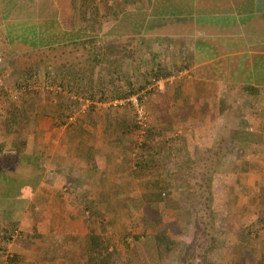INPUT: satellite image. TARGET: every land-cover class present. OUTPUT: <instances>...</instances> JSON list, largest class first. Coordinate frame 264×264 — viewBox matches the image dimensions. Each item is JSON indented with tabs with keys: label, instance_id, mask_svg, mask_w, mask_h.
<instances>
[{
	"label": "rangeland",
	"instance_id": "1",
	"mask_svg": "<svg viewBox=\"0 0 264 264\" xmlns=\"http://www.w3.org/2000/svg\"><path fill=\"white\" fill-rule=\"evenodd\" d=\"M4 4L0 1V7ZM21 5L32 6L37 14L46 17L56 14L63 29L81 36L76 41L54 46L29 45L21 38L8 40L4 22L1 24L0 19V143H4L7 150L14 148L18 152H25L23 158L18 153L13 156L9 154L10 157L7 156L4 162L6 166L15 168L18 172H14L19 177L29 176L39 169L36 173L38 186L34 190L38 187L39 200L34 210L39 214L47 212L48 216V213L60 215L59 227H73L83 233L82 237L69 240L72 243H83L84 236L91 232L107 241L116 238V242L124 246L125 257H129L126 249L128 240L136 244L140 259L147 258L144 250L149 259L157 257L154 235L159 232L171 231L183 248L191 244L196 248L202 244L205 246V238L210 236V231L207 232L209 221L206 223V220L196 217L197 211L200 213L206 208L204 202H198L202 198V187L195 176V167L203 160L190 165L188 158L191 156L186 154L183 156L186 162L182 166L172 155H159L157 151L159 141H164L158 131L161 130L159 115H163L164 111L158 108L157 101L165 98L173 101L180 99V96L173 89L172 82L167 93L164 92L165 87L157 83L159 73L155 70L157 65L163 63L160 75L174 70L173 49L169 44L158 47L152 40L172 32L166 25L172 19L150 23L153 26L146 30L145 35L108 37L105 35L108 28L123 11L133 8L129 6V0H20L17 6ZM32 20L38 23L36 19ZM96 52L99 53V62L94 61ZM79 83L76 92L74 88H78ZM101 87L107 91L109 98L98 99ZM86 88L87 92L84 91ZM91 92L95 99H92ZM116 93L120 97H112ZM135 98L145 116L141 124ZM233 110L237 115V108ZM38 112L49 119L42 123V129H39L37 121ZM257 118L260 119L258 124L264 126V115ZM245 122L244 127L249 121ZM49 133L57 137L52 148L54 151L58 149L59 154L67 148L61 142V136L65 134L70 137L66 144L74 146L75 153H80L82 149L86 151L82 166L91 174H78V171L83 172L78 169L79 165L64 164L63 167L57 156L55 162L51 161L50 154H46L53 143L47 139ZM100 137L103 144L98 151L107 166L110 165L111 171L100 168L104 171L101 175L105 174V177L98 182L94 181V173L92 175L97 163L90 146ZM217 138L219 140L210 149L208 147V152L214 150L218 156L216 158L221 159L220 153L225 150L224 139L220 135ZM87 140L90 143L85 142ZM110 154L113 156L111 159ZM205 156L202 155L201 159H205ZM21 158L22 162L19 161ZM175 166L186 169L181 174ZM218 169L221 172L226 165L220 164ZM70 172H73L72 182L67 181ZM163 176L168 180H164ZM213 176L217 196L222 179L215 174ZM146 180H153L154 185L159 180L164 185H161V189L166 192V197L152 205V212L163 218L160 223L154 222L145 211L142 193L146 189ZM98 183L101 185L95 186ZM46 196L54 197V203H46ZM66 196L70 203L65 202ZM71 207L73 210L70 211ZM70 215L73 217L71 221L65 219ZM46 221L49 218L43 220L44 223ZM260 226L264 229V220L260 221ZM122 232L141 237L132 239L129 235L128 240L122 243ZM169 250L162 251L167 264H178L180 258L183 262L185 255L192 259L203 253V250L196 249L187 254L182 249ZM214 253L221 255L219 251Z\"/></svg>",
	"mask_w": 264,
	"mask_h": 264
},
{
	"label": "crops",
	"instance_id": "2",
	"mask_svg": "<svg viewBox=\"0 0 264 264\" xmlns=\"http://www.w3.org/2000/svg\"><path fill=\"white\" fill-rule=\"evenodd\" d=\"M129 6L133 7L131 10L183 6L182 9L187 11V14L169 17L172 22L166 25L172 32L154 38L152 43L158 47L163 44L172 47L174 70H169L167 76L158 75L157 83L165 87L164 92L167 93L172 82L173 89L180 96L173 101L168 98L157 101L158 108L164 111L159 115L161 130L158 131L164 141L159 138L158 154L172 155L182 166L183 156L188 154L191 156L188 158L190 165L203 160L195 167L197 172L208 168L212 171V178L215 174L222 179L217 196L213 179L210 198L198 200L205 202L209 199L211 211H197L196 217L203 213L201 218L205 216L206 219L210 215L215 219V231L213 238H205V246L196 249L207 252V264H264V229L260 226V221L264 220V126L258 124L260 119L257 118L264 115V0H173L172 3L166 0H129ZM167 18L150 17L144 27L145 33L153 26L150 23ZM161 66L157 65L163 71ZM234 108H237V115H234ZM38 113L39 129H42V123L49 119ZM245 121L255 125L252 131L245 129ZM238 125L243 130L238 129ZM245 132L252 133V143L244 142L247 138ZM218 135L225 141L221 159L216 158L214 150L208 152V147L210 149L219 140ZM61 137L63 146L67 148L59 154L58 149L54 151L52 148L57 137L50 133L47 136L49 143L53 142L51 150L46 151L51 155L49 159L54 161L55 156L60 157L57 159L61 160L63 167L64 164L79 165L78 169L83 172L78 171V174L90 175L89 170L82 166L86 151L82 149L75 153L74 146L66 144L70 137L66 134ZM101 140L100 137L90 146L97 163L92 175L94 173V181L98 182L105 177V174L101 175L104 172L101 169L111 171L98 151L103 144ZM85 142L90 143L88 140ZM16 153L19 157L25 154L14 148L7 150L4 143H0V264H89L87 255L83 254L86 247L69 241L74 236L82 237L83 233L73 227H59L60 215L48 213V216L47 212L39 214L34 210L38 207H35L39 200L38 187L34 192L38 184L33 189H25L16 183L12 186L18 187L11 191L7 188L9 176H17L14 173L18 171L6 166L5 158ZM202 155L207 156L201 159ZM109 157L113 158L112 154ZM220 164L226 165L221 172L218 169ZM182 166H175L181 174L186 169ZM73 172L67 181L73 179ZM45 200L46 203H54V197L46 196ZM65 202H71L67 196ZM47 218L49 221L44 223ZM72 218L70 215L65 219L71 221ZM178 246V251H185L182 243ZM155 248L157 257L151 259L144 250L148 260L142 259L143 264H167L165 255L161 258L158 254L156 240ZM216 251L221 255L216 256ZM202 254L195 256L194 263L202 261ZM115 264H129V258ZM178 264H182V258Z\"/></svg>",
	"mask_w": 264,
	"mask_h": 264
},
{
	"label": "trees",
	"instance_id": "3",
	"mask_svg": "<svg viewBox=\"0 0 264 264\" xmlns=\"http://www.w3.org/2000/svg\"><path fill=\"white\" fill-rule=\"evenodd\" d=\"M2 3L5 2L4 6L0 7V15H1V24L4 25V30H6V38L8 40L13 41L15 39L21 38L23 41L27 42L29 45H38L40 47H46V46H54L60 43L68 42V41H76L81 36L79 34H76L75 32H72L70 30L63 29L59 23V21L56 18V14H51V16L46 17V15L37 14L36 11H34L32 6L27 5H21L17 6L19 4L20 0H0ZM168 3H172L173 0H166ZM151 10L148 9H135V10H126L121 13L120 17H118L117 21L113 23L105 33L108 37H114V36H136V35H145V25L147 23V19L150 17H165L168 16V18H172L174 15H182L187 14V11L185 9H182L183 6H151ZM178 7V8H177ZM43 13V12H42ZM52 17V18H51ZM48 18H51V20L48 21ZM32 19H36L38 23L33 21ZM98 52L95 54V62H99L98 60ZM158 54V51H156V55ZM155 55V54H154ZM155 55V56H156ZM154 56V57H155ZM158 56V55H157ZM98 57V58H97ZM157 69V70H156ZM155 70L160 75L162 73V70L160 67H157ZM94 72V71H93ZM170 74L169 71L166 72L163 75ZM64 80H67V78H64ZM92 80V79H91ZM93 82L91 81V85ZM70 88V85L68 86ZM80 87V83L78 88H74L76 92H78V89ZM83 91V90H82ZM85 92L88 91V88L84 90ZM94 92V91H93ZM92 93V92H91ZM107 91L104 89V87L100 88L99 91V100H105L109 98L110 96H106ZM112 97H120V94H112ZM95 95L92 93V99ZM126 97V96H125ZM244 135L247 137L245 138L246 144L252 143V133L245 132ZM250 140V141H249ZM254 143V142H253ZM92 152V151H91ZM90 154V153H89ZM92 156V153H91ZM23 158V157H22ZM21 158V159H22ZM144 161V158H143ZM149 161V160H148ZM153 162V160H152ZM146 164V163H145ZM39 171V169H36L33 174H30L29 176L19 177L17 176H9L10 179L6 181V184H8L7 188L10 189V191L16 187L12 186V183H16V185H22L21 187H24L25 189L27 187H31L32 189L38 184V174H36ZM198 173V174H197ZM195 174L196 180L200 183V186L202 187L201 190V196L205 198L211 196L212 194V184H213V178H212V171L207 168V170H202L200 172H197ZM157 175H161L160 173L156 172ZM163 175V174H162ZM164 180H168V177L163 176ZM145 187L146 189L142 193L143 200L145 201L146 205V214L149 217H152L154 219V222L160 223L162 222V216L154 214L152 212V205L153 203L161 202L166 197V192L161 189V183L159 180L156 181L157 184H153V180H146ZM12 186V187H11ZM164 186V185H163ZM28 189V188H27ZM200 203V201H198ZM202 204V203H201ZM204 207L206 209V212L211 211V204L208 201L204 202ZM202 210V211H204ZM208 210V211H207ZM203 213L199 215V219L206 220V223L208 225L207 232L210 231V238L213 236L212 230L215 226V219H213L210 215L205 219L204 217L201 218ZM129 235L132 237V239L140 238L138 234L128 233V232H122L120 235V240L123 242H126L128 240ZM208 236V235H207ZM11 237V236H10ZM78 236H74L76 238ZM114 237V236H110ZM156 240V245L158 249V254L162 258L163 253L167 249H170L169 251L174 250L175 248H178L179 244L176 240V238L171 234L170 232H159L154 235ZM213 238V237H212ZM116 238H112L111 241L104 240V238L100 239L99 235L97 233L91 232V234H86L84 236L83 246H85V250L83 251V254L85 253L89 259V264H115L117 262H120L122 260H125L123 248L124 246L121 244H118L115 240ZM193 245V247L191 246ZM187 245L184 250L186 251V254L188 251H194L196 249L194 244ZM204 244H202L203 246ZM112 247V248H111ZM111 248V249H110ZM195 248V249H192ZM126 249L129 252V264H142V259H140V254L138 253L137 246L134 242H126ZM197 250V249H196ZM133 253V254H132ZM207 252L204 251L202 254V261L198 262V264H207ZM186 255L183 256V262L182 264H195V258L188 259Z\"/></svg>",
	"mask_w": 264,
	"mask_h": 264
},
{
	"label": "built area",
	"instance_id": "4",
	"mask_svg": "<svg viewBox=\"0 0 264 264\" xmlns=\"http://www.w3.org/2000/svg\"><path fill=\"white\" fill-rule=\"evenodd\" d=\"M135 99H136V101H137V102L135 103V105H136L137 110H138V117H139V119H140L139 123L141 124V123H143L142 121H144L145 116H144V114H143V110L139 108L141 105H140V103L138 102V99H137V98H135ZM263 108H264V107H263ZM245 129H246V130H249V131H252V130L254 129V125H253L252 123H247V125L245 126ZM17 235H18V233H17Z\"/></svg>",
	"mask_w": 264,
	"mask_h": 264
}]
</instances>
